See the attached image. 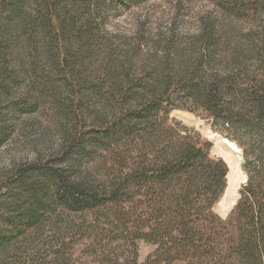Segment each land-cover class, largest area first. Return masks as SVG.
Listing matches in <instances>:
<instances>
[{"label": "trees", "instance_id": "16d2710c", "mask_svg": "<svg viewBox=\"0 0 264 264\" xmlns=\"http://www.w3.org/2000/svg\"><path fill=\"white\" fill-rule=\"evenodd\" d=\"M150 1L0 0V147L40 104L63 133L57 153L0 173V264H77L81 245L82 264H264V0H219L261 22L251 62L215 21L189 41L106 30ZM179 108L243 149L248 179L226 219L214 207L228 165L170 122ZM142 240L157 246L144 263Z\"/></svg>", "mask_w": 264, "mask_h": 264}, {"label": "rangeland", "instance_id": "374dc122", "mask_svg": "<svg viewBox=\"0 0 264 264\" xmlns=\"http://www.w3.org/2000/svg\"><path fill=\"white\" fill-rule=\"evenodd\" d=\"M204 21H215L232 29L234 33L230 39L231 48L237 49L235 52L242 53L250 62L255 59V54L251 51L256 44L253 37L255 32L263 29L261 22H264V17L259 24L239 19L222 10L219 0H152L132 5L111 18L106 30L117 37V42L132 45L137 44L138 36H144L145 42L150 43L162 34L168 35L170 31L189 41L194 34L199 33ZM148 49L155 53L152 46H145V52ZM169 120L199 137L201 141L210 142V156L227 163V188L214 207L215 213L226 219L238 203L248 179L243 169V149L228 138L222 128L202 110L175 109L169 114ZM227 140L233 142L240 151L234 150ZM62 143L60 120L45 105L40 104L31 114L15 119L14 132L0 147V173L22 162L49 157L60 150ZM137 245L140 263H144L157 248L153 243L143 240L137 242ZM81 249L82 245L75 252L77 264L87 261L81 259Z\"/></svg>", "mask_w": 264, "mask_h": 264}, {"label": "bare ground", "instance_id": "6f19581e", "mask_svg": "<svg viewBox=\"0 0 264 264\" xmlns=\"http://www.w3.org/2000/svg\"><path fill=\"white\" fill-rule=\"evenodd\" d=\"M227 142H228V144H229L234 150H236L237 152L240 151L239 148H238L233 142L228 141V140H227Z\"/></svg>", "mask_w": 264, "mask_h": 264}]
</instances>
